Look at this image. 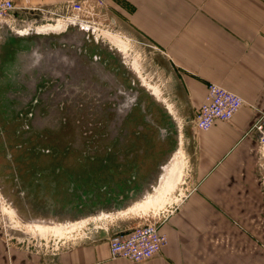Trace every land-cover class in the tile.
Masks as SVG:
<instances>
[{
    "label": "crops",
    "instance_id": "crops-1",
    "mask_svg": "<svg viewBox=\"0 0 264 264\" xmlns=\"http://www.w3.org/2000/svg\"><path fill=\"white\" fill-rule=\"evenodd\" d=\"M13 1L21 15L41 16L38 6L63 0ZM108 2L109 23L133 38L139 35L171 67L181 116L177 136L161 140L173 143L172 155L181 151V161L187 156L190 164L189 190L160 227L168 244L137 264H264V157L255 129L264 112V0ZM209 83L238 94L246 104L231 121L200 131L193 120ZM162 154L166 158L165 150ZM142 169L148 178L157 172ZM7 253L20 264L19 252L8 250L0 236V264H9ZM53 264L131 263L111 258L107 236L71 244Z\"/></svg>",
    "mask_w": 264,
    "mask_h": 264
},
{
    "label": "rangeland",
    "instance_id": "rangeland-1",
    "mask_svg": "<svg viewBox=\"0 0 264 264\" xmlns=\"http://www.w3.org/2000/svg\"><path fill=\"white\" fill-rule=\"evenodd\" d=\"M76 1L85 3L88 11L84 19L90 25L87 29L99 42H92V48H97L105 55L110 54L114 62L109 64V71L116 73L123 84L137 89L139 101L145 104L146 114L140 115L136 107L132 116L122 119L120 126L116 127L117 117L110 110L111 105L102 104L95 108L90 104L92 107L89 108V102L92 101H88L87 97L83 98L87 101L84 107L64 110V118L62 113L54 110L53 132L58 131L61 135L53 136L52 172L47 171L39 177L37 173L35 175L36 170L31 168L30 161L18 162L20 158L16 156L17 150L11 146L15 141L12 136H8L10 126L4 128L0 122V236L8 250L16 249L19 252L20 264H53L58 252L80 241L99 225H107L108 230L114 232L158 219L176 206L191 183L190 164L185 156L180 162L186 179L158 201H150L157 194L162 176L165 175L164 169L161 171L160 167L166 166L173 157L170 151L173 143L161 140L159 128L167 126V121L178 122L181 116L178 112V94L173 90L171 67L166 59L154 54L156 49L142 42L139 35V39L133 38L124 29L119 30L109 23L111 7L108 0H63L38 6L49 12L46 18L43 20L44 16L41 15L43 21L37 24L31 23L32 19L24 22L15 19L3 21L0 24V44L8 37L26 36L30 28L37 27V34L48 32L50 35L56 34L54 32L63 24L69 28L72 21L70 17L74 14L66 12L64 7ZM151 88L160 90V98L152 95ZM76 99V94L69 98L70 101ZM169 104L173 109L172 114L167 109ZM147 116L155 121L154 125L144 121ZM111 127L118 131L115 146L105 140L102 146L107 151L96 152L94 146L97 140L92 137L101 128L103 133L106 131L111 134ZM126 129L127 136H123ZM176 133L178 130L169 132L168 138L174 139ZM110 148L121 149L119 154L124 153L126 148L135 153L131 157L122 155L112 157L110 161L105 160ZM163 150L167 153L166 158L162 157ZM66 151L67 155L64 156ZM159 152L160 157L157 156ZM97 154L103 155L100 156L101 160ZM39 159L38 156L33 157L37 170L39 165H46V158ZM142 166L157 172L151 174V178L144 177V173L140 172ZM132 190L133 195H129ZM120 196L123 198L120 199ZM144 199L146 203L138 207L136 213L133 212L130 206ZM123 210H126L125 214L111 216L113 212ZM32 220L64 224L67 228L61 233H42L31 224ZM72 223L75 225L70 226ZM260 223L264 231V222ZM7 256L9 264H13L11 253H7Z\"/></svg>",
    "mask_w": 264,
    "mask_h": 264
},
{
    "label": "flooded vegetation",
    "instance_id": "flooded-vegetation-1",
    "mask_svg": "<svg viewBox=\"0 0 264 264\" xmlns=\"http://www.w3.org/2000/svg\"><path fill=\"white\" fill-rule=\"evenodd\" d=\"M40 18L41 16L37 13L27 12L21 18H17L16 21L24 22L32 19L30 22L37 24L42 21ZM36 29V27L35 29H28L29 33L26 36H19L17 38L8 37L0 44V122H2L4 128L10 126V134L8 136H12L15 141L11 146H15L17 150L16 156L20 158L18 162L30 161L31 168L36 170L35 175L37 173L39 177L45 175V173L52 172L53 136L59 137L61 135L58 131L53 132V111L56 110L57 113H62L61 116L63 117L64 110L69 107H84L87 101L83 99L82 95H78L77 100H69L67 92L69 89L68 82L71 79L68 76L53 77L54 71H58V67H61L62 61L59 57L54 59L49 57L54 50H58L59 48L72 49L75 45H79L77 44L79 42L77 39L80 38L74 34L76 29L72 28L67 32L71 43L60 42L58 39L48 41L47 38L39 36L36 33ZM84 39L82 38L84 42L82 41L80 44L82 52L80 55L84 57V62H86L87 58L90 60V63H85V65L93 66L98 61L103 70L108 72L111 68L109 64L111 61L114 62L110 54L106 53L105 55V53L99 52L97 48H92L91 40ZM86 99L88 101L91 100L90 96ZM91 101L89 102V108L92 106L98 108L100 106V104L96 103L97 101ZM140 103L142 104L143 102L140 101ZM143 106V108H141L142 105L137 107L140 110V115H145L144 110L146 111V109L144 103ZM132 113L133 110L126 118L129 119ZM81 117L84 118V116ZM110 133L107 134L106 131L103 133L101 128L100 131L94 134L92 139L97 140V145L94 146L96 152L107 151L102 146V142L105 140L111 141V146H115L118 131H115L111 127ZM127 133L128 129L124 130L123 136H127ZM108 151L109 153L106 155L107 159L105 160L109 161L115 156L122 157V155H128V157H131L135 153L134 150L128 148L125 149L124 153L120 154L119 151H122L121 149L110 148ZM66 153L67 151L64 153V156L67 155ZM97 155V158L101 160L100 156L103 155ZM34 156H38L39 160L42 157L46 158V165L38 166L41 170H37L35 167ZM62 167L63 165L60 168Z\"/></svg>",
    "mask_w": 264,
    "mask_h": 264
},
{
    "label": "built area",
    "instance_id": "built-area-1",
    "mask_svg": "<svg viewBox=\"0 0 264 264\" xmlns=\"http://www.w3.org/2000/svg\"><path fill=\"white\" fill-rule=\"evenodd\" d=\"M64 9L74 14L71 17L76 19L79 25L86 28L90 26L89 21L84 19L88 10L83 1L68 3ZM20 10L13 0H0V24L5 20H16L14 13ZM38 11L44 16L43 20L49 13L44 8H39ZM245 104V100L238 94L216 83H209L204 102L193 120L194 126L200 131H206L217 122H229ZM255 129L259 133V148L264 157V112L255 124ZM176 208L177 206L171 207L162 217L146 221L133 228L109 231L108 243L111 258L125 259L131 264H137L159 255L168 244L167 235L161 232L160 227Z\"/></svg>",
    "mask_w": 264,
    "mask_h": 264
},
{
    "label": "water",
    "instance_id": "water-1",
    "mask_svg": "<svg viewBox=\"0 0 264 264\" xmlns=\"http://www.w3.org/2000/svg\"><path fill=\"white\" fill-rule=\"evenodd\" d=\"M15 18H21V14L19 12L14 13ZM75 28L76 36L80 39H77L79 42L75 45L74 48L69 49H61L52 51L53 59L59 57L62 61L61 67H58V71H54L53 77L60 78L64 76H68L71 81L68 82L69 89L67 92L68 98L72 95L76 94V98L78 99V95H82L83 98L90 96L91 100H95L97 104H110V110H113L116 113L117 122L116 127L120 126L122 119H125L126 116L134 110L139 105H142L139 101V92L136 88L127 86L123 84L118 75L114 72L103 70L101 64L96 61L93 66L85 65L90 63V60L87 58L86 62H84V57L80 55L81 49L80 44L83 41L82 38L89 39L91 42L99 43L93 37L86 27L81 25H73L67 28L61 34H51V35H39L47 38L49 40L58 39L60 42H68L71 43L70 37L67 35L68 30ZM73 35V34H72ZM93 38V39H92ZM84 39V40H85ZM75 40V39H74ZM84 42V41H83ZM51 52V51H50ZM135 85V84H133ZM76 99V100H77ZM100 107V106H99ZM146 114V111L144 110ZM170 115V114H169ZM172 119V118H171ZM148 123L154 125V121L151 117L147 116L144 119ZM167 126H163L159 128V135L161 139H165L169 132L173 130H178V125L174 120L167 121ZM158 128V127H157ZM133 190L129 193V195H133ZM120 199L123 196L119 197ZM108 236V231L99 228L97 230L93 229L89 232L86 238L72 243V245L77 244H85L95 240H102Z\"/></svg>",
    "mask_w": 264,
    "mask_h": 264
},
{
    "label": "bare ground",
    "instance_id": "bare-ground-1",
    "mask_svg": "<svg viewBox=\"0 0 264 264\" xmlns=\"http://www.w3.org/2000/svg\"><path fill=\"white\" fill-rule=\"evenodd\" d=\"M69 18V17H67ZM17 19V18H16ZM70 20L71 23H70V26H73V25H79L77 20L70 17ZM77 22V23H76ZM69 26V27H70ZM43 27L40 26L39 28ZM37 28V27H36ZM38 29V28H37ZM66 30V25H62V27L58 28L56 30V34H60V33H63L64 31ZM26 31V30H25ZM39 34L41 35H50L48 34V32L44 33V32H40ZM114 40V39H113ZM116 41V40H115ZM117 42V41H116ZM118 44V43H117ZM120 45V44H119ZM147 89V88H146ZM152 91V95L157 97V98H160V90L157 89V88H151ZM149 91V90H148ZM162 102V101H161ZM167 109L169 110V112H171V114L173 113V109L171 107V105H167ZM182 154L181 151L175 153V155L172 157L171 161L163 168L164 169V173L165 175L162 176V179H161V185L159 186L158 190H157V196H152V198L150 199L151 202H156L158 201L159 199H161V196L162 195H165V194H168V192L170 191H174L175 188L178 186L179 182L180 181H183V172H182V165H181V160H180V155ZM178 168H180L178 170ZM164 201V200H163ZM146 203V200H142L141 202L139 203H136L132 206H130L132 208V211L133 212H137L138 211V207L142 206V204H145ZM12 211V210H11ZM126 210H123V211H117V212H113V214H111V216H116V217H119L120 215H123L125 214ZM103 214H107V213H103ZM128 215V214H127ZM136 215V214H135ZM104 217V216H103ZM97 219L99 218V216L96 217ZM116 219V218H115ZM93 220V219H92ZM33 221V220H32ZM86 221V220H85ZM94 221V220H93ZM81 222H84V220H81ZM80 222V223H81ZM89 222V221H88ZM75 223V222H74ZM31 224H33L35 227H37L39 230L42 231V233H48L49 231L51 232H55V233H61V231L64 229V228H67L66 225L64 224H57V223H54V222H47V221H39V220H34L33 222H31ZM96 224V223H95ZM75 224H71L70 226H73ZM97 225V224H96ZM28 226V225H27ZM99 228H103L105 230L108 231L109 233V230H108V227L107 225H99V226H96L94 229L97 230ZM73 230V229H72ZM69 231V230H67ZM92 231V230H91ZM66 232V231H65ZM50 233V232H49ZM45 235V234H44ZM86 238L83 237L82 239ZM80 239V240H82Z\"/></svg>",
    "mask_w": 264,
    "mask_h": 264
},
{
    "label": "trees",
    "instance_id": "trees-1",
    "mask_svg": "<svg viewBox=\"0 0 264 264\" xmlns=\"http://www.w3.org/2000/svg\"><path fill=\"white\" fill-rule=\"evenodd\" d=\"M155 122V121H154Z\"/></svg>",
    "mask_w": 264,
    "mask_h": 264
}]
</instances>
